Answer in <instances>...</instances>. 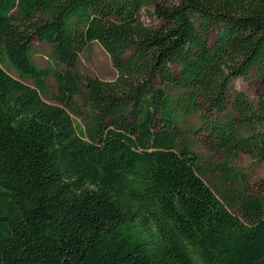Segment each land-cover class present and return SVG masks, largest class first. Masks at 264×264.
<instances>
[{
    "label": "trees",
    "instance_id": "16d2710c",
    "mask_svg": "<svg viewBox=\"0 0 264 264\" xmlns=\"http://www.w3.org/2000/svg\"><path fill=\"white\" fill-rule=\"evenodd\" d=\"M172 1L0 0V264H264V198L230 165L264 160V0ZM92 42L113 81L78 75Z\"/></svg>",
    "mask_w": 264,
    "mask_h": 264
},
{
    "label": "rangeland",
    "instance_id": "374dc122",
    "mask_svg": "<svg viewBox=\"0 0 264 264\" xmlns=\"http://www.w3.org/2000/svg\"><path fill=\"white\" fill-rule=\"evenodd\" d=\"M158 1L163 2L164 4L173 2L172 0ZM148 9L149 12L152 13V9ZM139 18L141 22L148 27H153L157 24L156 19L152 15H149L147 10H142ZM214 36L215 33L212 34L211 41H213ZM33 47L35 53L32 54V61L36 64V66L39 69L51 68L53 65L51 64L49 58V48L46 45L38 42L37 40L33 41ZM2 66L12 78L19 80L16 72L12 68H10L7 64H4ZM77 73L81 77H91L107 82L113 81L117 77V74L110 62L109 56L96 42H92L89 49H83L80 52ZM20 81L27 86L33 87L31 81ZM46 83L47 92L42 96L43 101L47 104L58 106L59 104L56 100L57 91L55 90L54 80L52 78H49ZM232 86L234 89L244 92L253 102L256 101L260 92V87L253 80L244 81L243 79L237 78L233 80ZM74 101L76 102L77 108L79 109L80 116H77L69 111L70 117L73 119L75 125L78 124L81 126V128H85L86 126L83 117L87 114V110L77 97L74 98ZM202 113H204V111L191 113L190 116L184 119L185 125L183 128H199L202 123L200 119V114ZM198 140L199 138L197 135L190 136V141L192 143H195ZM196 150H198L200 154L204 155L207 158L211 157L212 162L215 164L222 162V159L212 156L211 154L203 150L199 145L198 147H196ZM230 165H233L238 171H241L242 173L247 175V177L249 178L251 191L254 195L264 198V160L258 162L250 159L247 156H241L236 161L230 162ZM205 182L210 187H213V182L210 177H206ZM231 212L234 215L239 216L236 212L232 210Z\"/></svg>",
    "mask_w": 264,
    "mask_h": 264
}]
</instances>
